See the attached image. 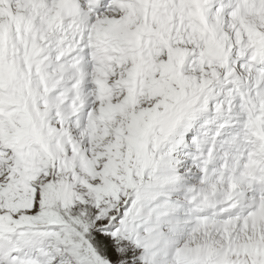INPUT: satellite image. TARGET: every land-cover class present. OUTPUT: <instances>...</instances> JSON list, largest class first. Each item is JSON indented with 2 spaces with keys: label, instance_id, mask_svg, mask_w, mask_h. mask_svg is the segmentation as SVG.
<instances>
[{
  "label": "snow or ice",
  "instance_id": "snow-or-ice-1",
  "mask_svg": "<svg viewBox=\"0 0 264 264\" xmlns=\"http://www.w3.org/2000/svg\"><path fill=\"white\" fill-rule=\"evenodd\" d=\"M0 264H264V0H0Z\"/></svg>",
  "mask_w": 264,
  "mask_h": 264
}]
</instances>
